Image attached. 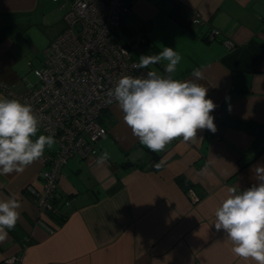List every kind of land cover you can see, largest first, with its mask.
<instances>
[{
    "label": "crops",
    "instance_id": "crops-1",
    "mask_svg": "<svg viewBox=\"0 0 264 264\" xmlns=\"http://www.w3.org/2000/svg\"><path fill=\"white\" fill-rule=\"evenodd\" d=\"M175 1L188 11L187 25L170 16ZM69 2L0 0L1 83L13 90L30 84L24 60L35 57L42 66ZM194 13L202 25L190 22ZM120 25L128 39L145 40L141 55L177 51L174 79L202 72L198 82L217 105L210 113L217 131L177 138L154 159L112 103L98 120L106 136L96 153L72 157L60 171L55 196L63 221L41 212L33 198L43 194L41 158L22 173L0 175V201L15 195L21 205L15 228L0 242V264L16 255L23 264H255L235 256L214 224L228 189L258 184L256 168L264 167V0H134ZM210 29L218 30L214 41L205 38ZM165 63L149 68L163 75ZM0 99L11 98L0 91ZM40 135L46 134L38 131L33 141ZM50 152L45 146L42 157ZM105 152L108 159L98 164Z\"/></svg>",
    "mask_w": 264,
    "mask_h": 264
},
{
    "label": "clouds",
    "instance_id": "clouds-1",
    "mask_svg": "<svg viewBox=\"0 0 264 264\" xmlns=\"http://www.w3.org/2000/svg\"><path fill=\"white\" fill-rule=\"evenodd\" d=\"M181 59L170 47H163L156 55H141L135 68L166 62L164 74L148 71L146 76H122L106 93L107 103L116 102L132 135L152 152L163 151L177 138L188 142L196 138L198 130L217 131L210 115L217 105L206 99L208 89L198 82L203 80L202 72L194 70L190 75L195 79L173 78ZM38 125L30 105L17 99H0V175L22 173L42 158L45 146L51 148L55 144L51 135H40L33 141ZM107 159L105 152L97 163L103 164ZM256 173L258 184L240 192L235 187L228 189L227 198L215 210L214 226L226 233L235 256L264 264V167L258 166ZM20 207L15 195L0 201V242L15 228Z\"/></svg>",
    "mask_w": 264,
    "mask_h": 264
},
{
    "label": "built area",
    "instance_id": "built-area-1",
    "mask_svg": "<svg viewBox=\"0 0 264 264\" xmlns=\"http://www.w3.org/2000/svg\"><path fill=\"white\" fill-rule=\"evenodd\" d=\"M133 1L70 0L62 15L64 29L44 50L42 66L33 70L36 82L21 90L0 82V91L30 105L39 120L38 131L55 140L51 152L40 159L46 166L41 175L43 194L33 192L41 212L51 210V198L55 199L60 171L68 159L94 155L96 143L106 136L98 120L115 102L107 103L106 93L122 76H146L152 71L134 67L139 61L132 51H140L145 40L133 37L122 42L118 36L120 22L130 13ZM190 22L203 24L198 13ZM206 34L207 40L214 41L218 30L210 29ZM224 44L234 46L230 40H224ZM68 203V199L63 202ZM28 243L26 238L22 247ZM10 260L12 264H23L21 255L10 257L6 264Z\"/></svg>",
    "mask_w": 264,
    "mask_h": 264
},
{
    "label": "trees",
    "instance_id": "trees-1",
    "mask_svg": "<svg viewBox=\"0 0 264 264\" xmlns=\"http://www.w3.org/2000/svg\"><path fill=\"white\" fill-rule=\"evenodd\" d=\"M170 16L172 17L173 20H175L177 23H181L183 25H187L189 23V14L188 11L185 10V8L183 7V5L181 3L178 2H173V6L170 9ZM147 151V155L153 157L155 159V153L150 151L149 149H146ZM130 162H126V164H129ZM132 165V164H130ZM178 183L182 186L185 185L184 180H182V178H177ZM58 200H60V198L55 197V199L51 198V210L48 211L49 214H51L53 217L58 218L59 221H63V216L60 213V209H59V203Z\"/></svg>",
    "mask_w": 264,
    "mask_h": 264
},
{
    "label": "rangeland",
    "instance_id": "rangeland-1",
    "mask_svg": "<svg viewBox=\"0 0 264 264\" xmlns=\"http://www.w3.org/2000/svg\"><path fill=\"white\" fill-rule=\"evenodd\" d=\"M118 36L119 37H121V41L122 42H124V41H126L128 38L126 37V34H123V33H119L118 34ZM132 54H133V57H135V59L137 60V61H139V57L141 56V53H139V51L138 50H133L132 51ZM31 61V62H33V67H29V65H27V61ZM37 62H39L38 61V59H36L35 57H27V58H25V60H24V63H23V65H24V73H25V75H26V77L28 78H26L27 79V81L30 83V84H33V83H35L36 82V77H34V75H33V70H34V68H37V66H39L38 64H37ZM37 64V65H36ZM54 146V145H53ZM52 146V147H53Z\"/></svg>",
    "mask_w": 264,
    "mask_h": 264
},
{
    "label": "flooded vegetation",
    "instance_id": "flooded-vegetation-1",
    "mask_svg": "<svg viewBox=\"0 0 264 264\" xmlns=\"http://www.w3.org/2000/svg\"><path fill=\"white\" fill-rule=\"evenodd\" d=\"M58 184V183H57ZM56 197V196H55ZM48 213V212H47ZM13 257V256H12Z\"/></svg>",
    "mask_w": 264,
    "mask_h": 264
}]
</instances>
